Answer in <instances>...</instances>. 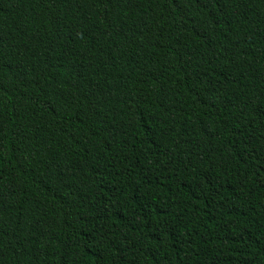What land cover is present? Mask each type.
Returning a JSON list of instances; mask_svg holds the SVG:
<instances>
[{"label": "trees", "instance_id": "1", "mask_svg": "<svg viewBox=\"0 0 264 264\" xmlns=\"http://www.w3.org/2000/svg\"><path fill=\"white\" fill-rule=\"evenodd\" d=\"M0 264H264V0H0Z\"/></svg>", "mask_w": 264, "mask_h": 264}]
</instances>
